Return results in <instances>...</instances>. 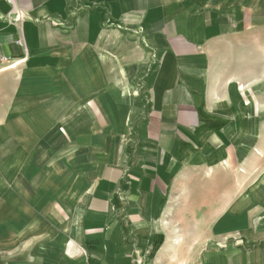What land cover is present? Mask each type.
I'll use <instances>...</instances> for the list:
<instances>
[{"label": "crops", "instance_id": "1", "mask_svg": "<svg viewBox=\"0 0 264 264\" xmlns=\"http://www.w3.org/2000/svg\"><path fill=\"white\" fill-rule=\"evenodd\" d=\"M263 27L264 0H0V264H264L262 133L211 63ZM188 170L243 185L186 228Z\"/></svg>", "mask_w": 264, "mask_h": 264}, {"label": "rangeland", "instance_id": "2", "mask_svg": "<svg viewBox=\"0 0 264 264\" xmlns=\"http://www.w3.org/2000/svg\"><path fill=\"white\" fill-rule=\"evenodd\" d=\"M211 63L214 67V77L219 82V89L224 97L227 95L229 97L235 121L261 131L262 135H257L261 138L258 147L253 148L252 152L257 156L254 149L258 150L257 152L263 156L261 149H264V27L261 30H252L218 40L213 48ZM11 65V68L15 67V63ZM197 174L199 172L195 173L193 170L184 172L173 185L168 197L167 219L177 220L178 224H184L186 228L191 224L190 219L202 217L201 213L206 210V206L211 203L215 205L220 201V197L227 193L223 192L225 188L228 186L233 188L237 197L238 187L243 185L237 183L236 177L234 181L231 176L234 182L231 181L230 185L217 182L212 188L210 182L204 178L201 180ZM221 178L222 175L219 176V180ZM193 207L198 208L196 215L192 213Z\"/></svg>", "mask_w": 264, "mask_h": 264}, {"label": "built area", "instance_id": "3", "mask_svg": "<svg viewBox=\"0 0 264 264\" xmlns=\"http://www.w3.org/2000/svg\"><path fill=\"white\" fill-rule=\"evenodd\" d=\"M7 1L9 2L10 0H7ZM23 16H24L23 12H22V11H18L17 14H16V20H21V19L23 18ZM16 44H17L20 48H22L23 50H26V46H25L23 40H21V39L17 40V41H16ZM21 61H23V60H20V62H21ZM9 63H10V62H9L8 59L2 58V60H1V64H7L8 66L10 65L9 67H11L12 65L9 64Z\"/></svg>", "mask_w": 264, "mask_h": 264}]
</instances>
